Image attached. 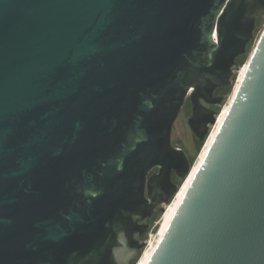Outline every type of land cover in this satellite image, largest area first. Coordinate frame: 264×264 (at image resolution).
Here are the masks:
<instances>
[{"label": "water", "instance_id": "1", "mask_svg": "<svg viewBox=\"0 0 264 264\" xmlns=\"http://www.w3.org/2000/svg\"><path fill=\"white\" fill-rule=\"evenodd\" d=\"M262 10L0 0V264H136L195 163L183 105L201 151ZM244 71L146 264H264V27Z\"/></svg>", "mask_w": 264, "mask_h": 264}, {"label": "rangeland", "instance_id": "2", "mask_svg": "<svg viewBox=\"0 0 264 264\" xmlns=\"http://www.w3.org/2000/svg\"><path fill=\"white\" fill-rule=\"evenodd\" d=\"M257 26H256V30H254V39L252 40V42L248 45V51L247 53L244 55L243 58L240 59V64H244L253 48L254 45L261 33V30L264 27V10L259 14V16L257 17ZM245 58V59H244ZM232 89L231 88H227V89H223V90H219L218 94L219 95H223L224 96V101L222 104V107L225 105V103L228 101L230 95H231ZM222 107L217 106V110H221ZM191 115V104L190 102H186V104L184 105L182 111L180 112L179 117L177 118L175 124H174V128L172 131V139L173 143L181 146L183 149H185L187 151V153L189 154V158L191 162H195L197 160V158L199 157L200 154V148H202L201 142L199 141V139L194 135V133L192 132V130L190 129L189 125H188V118ZM162 216V213L158 212L154 215V217L150 220V227H149V231L148 233V239L150 237V235L152 234L151 237H155L157 235V231H159L160 229V218ZM150 237V238H151Z\"/></svg>", "mask_w": 264, "mask_h": 264}, {"label": "bare ground", "instance_id": "3", "mask_svg": "<svg viewBox=\"0 0 264 264\" xmlns=\"http://www.w3.org/2000/svg\"><path fill=\"white\" fill-rule=\"evenodd\" d=\"M247 65H248V60L245 62L243 67H241V70L237 76V81L235 82V86L233 88V91L231 92V95H230L228 101L222 107L220 114L218 116V121H217L216 125L214 126V128L212 129L210 136L208 137L203 149L201 150V152L199 154V157L195 161L193 168L191 170V173L189 174L187 179L184 181V183L180 186L178 193L175 195V197L173 198L171 203L166 206V211L164 213H162V216H161L160 222H159L160 229H159V231H157V235L155 237H151L152 234L150 235L151 238L149 237V245H147V247L144 250L143 255L137 261L136 264H146V262L148 261V258L150 257L151 253L153 252L154 248L156 247V245H158V242L160 241L162 235L166 231V229H167V227H168L179 203L181 202V200L184 196V193H185L184 191H186L190 182L192 181V178H193L196 170L198 169L199 164L204 159V157L207 153V150H208L209 146L211 145V143H212V141H213V139H214V137L218 131V128L220 127V124L222 123V121H223V119H224V117H225V115L229 109L230 103L233 99L232 97H234V95L236 93V90L239 86L240 81L242 80V77L245 73L244 70H246Z\"/></svg>", "mask_w": 264, "mask_h": 264}, {"label": "flooded vegetation", "instance_id": "4", "mask_svg": "<svg viewBox=\"0 0 264 264\" xmlns=\"http://www.w3.org/2000/svg\"><path fill=\"white\" fill-rule=\"evenodd\" d=\"M215 94H216V95H219V94H218V89L215 91ZM188 101H189V100H187L186 102H188ZM186 102H185V104H186ZM189 102H190V101H189ZM185 104H184V105H185ZM190 104H191V103H190ZM184 105H183V107H184ZM217 106H218V105H212V107H211L212 110H217ZM182 109H183V108H182ZM181 111H182V110H181ZM191 112H192V107H191ZM172 142H173V140H172ZM173 145L176 146L177 144L173 143ZM180 147H181V146H180ZM181 148H182V147H181ZM182 149H183V148H182ZM183 150L186 152V154H187V156H188V158H189V154L187 153V151H186L185 149H183ZM189 160H190V158H189ZM156 170H157V169H155L154 171H156ZM171 179L173 180V183H174V184H176V185H180V178L177 176V174H176L175 172L172 173V178H171ZM178 181H179V182H178ZM158 212H159V211H158ZM158 212H156V213H158ZM156 213H155V214H156ZM155 214H154V215H155ZM153 217H154V216H153Z\"/></svg>", "mask_w": 264, "mask_h": 264}, {"label": "trees", "instance_id": "5", "mask_svg": "<svg viewBox=\"0 0 264 264\" xmlns=\"http://www.w3.org/2000/svg\"><path fill=\"white\" fill-rule=\"evenodd\" d=\"M262 11H263V10H262ZM262 11H260V12L257 13V17L259 16V14H260ZM257 17H256V18H257ZM257 19H258V18H257ZM244 55H245V54H244ZM244 55H242V56H240V57L238 58L239 63H241V62H240V59L243 58ZM244 59H245V58H244ZM227 88H231V87H227ZM227 88H219L218 91H219V90H223V89H227ZM201 145H202V143H201Z\"/></svg>", "mask_w": 264, "mask_h": 264}]
</instances>
